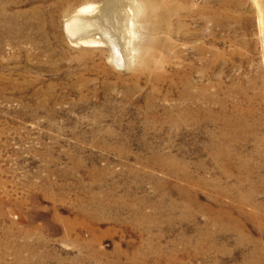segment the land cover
<instances>
[{
  "label": "rangeland",
  "instance_id": "obj_1",
  "mask_svg": "<svg viewBox=\"0 0 264 264\" xmlns=\"http://www.w3.org/2000/svg\"><path fill=\"white\" fill-rule=\"evenodd\" d=\"M111 1L119 8L109 14L129 37L126 68L111 62L106 46L77 45L66 33L78 10ZM153 1L152 10L147 0H0V13L18 25L0 24V264L251 258L236 236L201 253L195 206L191 216L184 207L196 200V169L223 115L244 127L243 156H264L257 7ZM188 82L199 96L197 125L174 127L178 112L170 111L189 103ZM256 162L263 165L262 156Z\"/></svg>",
  "mask_w": 264,
  "mask_h": 264
},
{
  "label": "bare ground",
  "instance_id": "obj_2",
  "mask_svg": "<svg viewBox=\"0 0 264 264\" xmlns=\"http://www.w3.org/2000/svg\"><path fill=\"white\" fill-rule=\"evenodd\" d=\"M253 2L259 13L258 23L262 33L264 32V4L262 5L259 0H253ZM147 3L149 9L155 8L153 0H147ZM118 8L113 1L103 7L93 4L84 6L66 20L65 27L72 43L86 47L106 46L111 51V62L126 68L128 61L125 56V47L129 43L127 40L129 37L123 33L120 19L109 14V12L118 11ZM7 15L6 12L0 13V24L7 31H16L18 27L16 18ZM107 16L111 20H106ZM104 25L111 30L105 29ZM188 83H186L183 98L189 103L183 108L175 107L170 111L178 112L176 117L178 120H170L174 127L179 125L185 127L189 123L188 120H192L197 125L199 96L192 91V84ZM223 116L224 126L210 135L207 146L203 149L206 159L199 162L196 169L197 176L194 183L197 188L196 200L185 205L184 212L187 216H191L192 205L195 206L201 253L206 249L213 252L220 238L229 240L236 236V246L242 255L252 247L251 258L242 264H264V164L259 165L256 162V159H260L261 156L264 161V156L259 149H256L253 159L245 158L243 152L246 147L241 136L239 137L244 127L239 121H233L227 115ZM261 142L264 143V139ZM186 179V182L192 180L189 175H185L184 180ZM255 234L257 237L254 236Z\"/></svg>",
  "mask_w": 264,
  "mask_h": 264
}]
</instances>
